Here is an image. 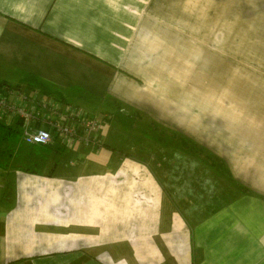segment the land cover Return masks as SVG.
<instances>
[{
	"label": "crops",
	"instance_id": "1",
	"mask_svg": "<svg viewBox=\"0 0 264 264\" xmlns=\"http://www.w3.org/2000/svg\"><path fill=\"white\" fill-rule=\"evenodd\" d=\"M165 1L0 0V91L105 121L100 145L68 148L26 145L20 120L0 122L19 140L0 162V264H264V93L247 90L264 87V57L238 61L231 84L244 94L225 90L222 114L199 106L184 89L199 85L183 73L192 66L174 61L183 33L153 10ZM130 111L202 146L225 172L195 167L172 185L155 176L109 141Z\"/></svg>",
	"mask_w": 264,
	"mask_h": 264
},
{
	"label": "rangeland",
	"instance_id": "2",
	"mask_svg": "<svg viewBox=\"0 0 264 264\" xmlns=\"http://www.w3.org/2000/svg\"><path fill=\"white\" fill-rule=\"evenodd\" d=\"M252 4L253 0H166L164 5L161 7L157 5L156 9H153L160 16H165L163 18L166 21L162 24L165 30L183 33L182 43L175 46L176 54L181 51V56H175L174 61L192 66L183 73L187 76L191 75L187 81L197 77L199 85L196 89L193 87H184V89L189 92L187 94L196 96L199 106L209 107L222 114V103L226 100V97L223 98L225 90L229 91L231 98L244 94V88L232 86L237 77L238 61L245 59L251 62V58L264 57V55H253L250 49L255 43L253 34L258 30L259 25L264 28V24L261 23L264 22V6ZM174 9L176 10L172 15ZM168 16H174L175 20L169 21ZM193 33L199 37L192 36ZM242 35H246L247 38H243ZM259 41L257 40L258 43L254 46L264 51V42L259 43ZM186 44L192 45L188 47ZM187 51L190 53L186 55ZM224 66L235 71L225 73L222 70ZM261 75L264 78V73ZM227 80L230 86H226ZM248 89H258L264 93L262 91L264 87ZM129 117L128 121H125L128 122L127 124L122 121L123 125H112L109 141L120 149L121 154L132 153L137 158L148 161L155 176L166 174V180L172 185L180 178L188 181V177L195 174L193 173L195 167L198 173L225 172L223 165L202 146H198L184 136L169 132L139 112L130 111ZM8 137L9 134L0 133V162L3 163L7 162L4 158L5 153L14 150L13 143H19L18 139H8ZM186 139L190 143L186 142ZM101 142L102 138L99 145ZM13 164L15 165L16 162L13 161ZM18 165L23 164L18 162ZM209 183L206 187L210 190ZM221 187V182L213 185V193L216 192L214 198L223 197ZM214 198L213 200H217Z\"/></svg>",
	"mask_w": 264,
	"mask_h": 264
},
{
	"label": "built area",
	"instance_id": "3",
	"mask_svg": "<svg viewBox=\"0 0 264 264\" xmlns=\"http://www.w3.org/2000/svg\"><path fill=\"white\" fill-rule=\"evenodd\" d=\"M22 122L21 138L26 145L47 146L54 139L64 148L75 144L99 145L103 119L87 117L82 111L65 110L51 102L29 98L16 89L0 91V122Z\"/></svg>",
	"mask_w": 264,
	"mask_h": 264
},
{
	"label": "trees",
	"instance_id": "4",
	"mask_svg": "<svg viewBox=\"0 0 264 264\" xmlns=\"http://www.w3.org/2000/svg\"><path fill=\"white\" fill-rule=\"evenodd\" d=\"M3 87H5L4 86V84H0V88H3ZM7 131H11V129L10 128H6L5 126H2L1 124H0V133H4V134H6V132ZM13 132V131H12ZM16 131H14L13 133H15ZM186 142H189V140H187L186 139ZM190 143V142H189ZM193 145V144H192ZM193 147V146H192Z\"/></svg>",
	"mask_w": 264,
	"mask_h": 264
}]
</instances>
